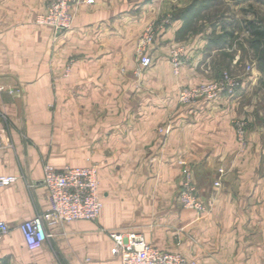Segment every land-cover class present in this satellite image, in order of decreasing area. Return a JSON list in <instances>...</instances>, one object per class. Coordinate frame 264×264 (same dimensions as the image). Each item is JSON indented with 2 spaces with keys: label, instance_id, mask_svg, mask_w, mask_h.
<instances>
[{
  "label": "crops",
  "instance_id": "crops-1",
  "mask_svg": "<svg viewBox=\"0 0 264 264\" xmlns=\"http://www.w3.org/2000/svg\"><path fill=\"white\" fill-rule=\"evenodd\" d=\"M48 2L0 0V175L18 177L0 187V218L11 227L0 264L117 262L105 231L141 233L198 264H264V121L248 123L246 146L234 124L252 79L234 99L181 105L179 89L205 80L208 62L203 45L187 46L189 61L174 73L175 22L138 73L136 43L159 16L156 1L81 0L58 40L37 22ZM182 159L211 204L206 215L179 202ZM47 164L96 165L104 205L98 221L58 225L32 250L19 225L48 209Z\"/></svg>",
  "mask_w": 264,
  "mask_h": 264
},
{
  "label": "built area",
  "instance_id": "built-area-1",
  "mask_svg": "<svg viewBox=\"0 0 264 264\" xmlns=\"http://www.w3.org/2000/svg\"><path fill=\"white\" fill-rule=\"evenodd\" d=\"M81 0H49L46 10L37 22L50 26L54 31V40L60 39L74 22L76 6ZM85 1V0H82ZM94 3V0H86ZM161 27L155 21L148 24L136 43L139 58L138 73H143L154 64L153 51L161 35ZM169 61L176 75L189 61L186 47L176 45L170 49ZM243 80L229 73L220 78L195 85H185L179 89L178 102L189 105L199 101L216 102L224 98L235 97ZM4 90V87L0 88ZM5 116L0 111V147L6 141L4 128ZM237 137L242 146H246V122L235 120ZM182 166V180L178 193L181 206L196 212L199 216L210 212L211 204L201 198L194 179L192 166L184 159L179 161ZM15 175H0V187L15 183ZM42 185L48 192L49 206L40 213L19 225L28 247L32 250L40 248L46 241L53 238V228L79 220H99L103 209V194L100 189L99 170L96 165L66 166L57 169L47 164L44 169ZM220 182L216 183L219 186ZM11 232L10 225L0 218V241ZM114 242V254L117 262L101 264H198L188 260L179 252L161 249L147 241L145 236L135 231L109 233ZM89 262V259L86 260Z\"/></svg>",
  "mask_w": 264,
  "mask_h": 264
},
{
  "label": "rangeland",
  "instance_id": "rangeland-1",
  "mask_svg": "<svg viewBox=\"0 0 264 264\" xmlns=\"http://www.w3.org/2000/svg\"><path fill=\"white\" fill-rule=\"evenodd\" d=\"M149 1H156L159 16L153 21L161 27V34L175 22L181 25L172 47L203 45L202 62L208 64L207 78L201 82L218 79L226 72L238 79H252L234 121H245L246 130L249 122L264 121V69L260 66L264 45L252 47L253 35L247 27L249 21H257L264 28V0ZM243 85L244 80L235 97L244 91Z\"/></svg>",
  "mask_w": 264,
  "mask_h": 264
},
{
  "label": "trees",
  "instance_id": "trees-1",
  "mask_svg": "<svg viewBox=\"0 0 264 264\" xmlns=\"http://www.w3.org/2000/svg\"><path fill=\"white\" fill-rule=\"evenodd\" d=\"M247 27L253 35L251 41L252 47H254V49H259L264 45V28L257 21H249ZM260 66L264 69V56L262 57V65Z\"/></svg>",
  "mask_w": 264,
  "mask_h": 264
}]
</instances>
